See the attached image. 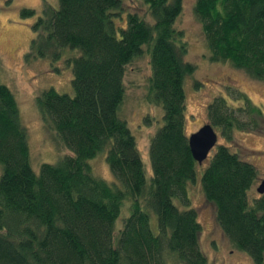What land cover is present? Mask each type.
<instances>
[{"label": "trees", "instance_id": "1", "mask_svg": "<svg viewBox=\"0 0 264 264\" xmlns=\"http://www.w3.org/2000/svg\"><path fill=\"white\" fill-rule=\"evenodd\" d=\"M57 1L32 23L28 56L57 63L66 57L71 65L70 93L42 90L35 105L44 130L72 155L35 172L17 102L0 83V264H211L188 196L199 165L185 132L184 82L195 66L185 61L184 34L175 26L182 0H139L146 17L123 0ZM194 13L211 62H229L264 81V0H195ZM34 15L21 11L24 18ZM145 50V100L162 111L149 140V182L120 115L126 66ZM229 89V101L216 96L206 106L207 123L227 145H217L203 162L201 190L232 249L264 264V194L250 199L258 171L234 139L235 132L261 134L264 112ZM100 153L110 183L89 165ZM125 201L129 215L116 233Z\"/></svg>", "mask_w": 264, "mask_h": 264}, {"label": "rangeland", "instance_id": "2", "mask_svg": "<svg viewBox=\"0 0 264 264\" xmlns=\"http://www.w3.org/2000/svg\"><path fill=\"white\" fill-rule=\"evenodd\" d=\"M127 10L137 11L146 17L145 6L139 0H123ZM45 5L57 8V0H0V60L2 72L0 83L7 86L17 102L20 120L27 128L30 164L37 172L43 163L55 164L64 156H71L70 151L63 148L51 133L44 130L40 114L35 105V98L42 90L53 88L58 93L69 94L71 65L65 63L28 56L33 34L31 25L41 15ZM195 0H182V11L175 26L182 30L186 42L185 61L195 66V72L184 82L186 96L185 132L190 135L207 123L206 106L216 96L227 98V88L245 94L256 108L264 112V81L251 78L241 69L229 62L215 63L209 59L205 47L201 23L194 13ZM23 9L34 10L33 17H22ZM118 21L120 26L125 25ZM147 48L146 46L143 49ZM69 51V50H68ZM57 69V70H56ZM150 75L149 57L145 50L126 66L123 83L124 100L120 108L144 163L145 176L149 182L151 166L148 158L149 140L162 124V111L159 106L150 105L145 100L147 79ZM201 85L196 88L195 83ZM231 102V101H230ZM236 105L239 103L236 102ZM150 118V123L145 118ZM264 120V114L263 118ZM261 134L235 132L234 139L246 150L243 160L249 162L258 171V179L248 195L250 199L261 195L256 187L264 180V122ZM217 145L225 144L219 131L216 130ZM216 145V146H217ZM211 150L210 156L216 150ZM235 149L232 148V152ZM207 164V163H206ZM92 173L106 182H112V175L105 160V153H100L89 161ZM205 163L197 167L195 184L189 188L190 206L197 210L201 224L200 245L211 264H253L247 253L232 249L228 240L214 223L213 210L208 205L201 190V174ZM1 170V167H0ZM177 206L180 203L175 200ZM129 215V201L123 202L121 214L116 220L115 231L121 229L123 220ZM155 224V216L152 215Z\"/></svg>", "mask_w": 264, "mask_h": 264}, {"label": "water", "instance_id": "3", "mask_svg": "<svg viewBox=\"0 0 264 264\" xmlns=\"http://www.w3.org/2000/svg\"><path fill=\"white\" fill-rule=\"evenodd\" d=\"M188 145L193 160L201 165L207 160L211 150L217 145V134L210 124H205L188 137ZM256 192L264 194V180L256 187Z\"/></svg>", "mask_w": 264, "mask_h": 264}]
</instances>
